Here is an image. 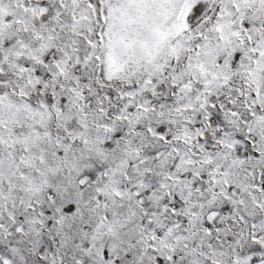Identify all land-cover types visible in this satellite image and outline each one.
Listing matches in <instances>:
<instances>
[{
	"label": "snow or ice",
	"instance_id": "1",
	"mask_svg": "<svg viewBox=\"0 0 264 264\" xmlns=\"http://www.w3.org/2000/svg\"><path fill=\"white\" fill-rule=\"evenodd\" d=\"M0 264H264V0H0Z\"/></svg>",
	"mask_w": 264,
	"mask_h": 264
}]
</instances>
